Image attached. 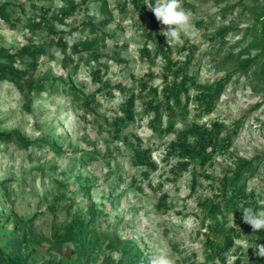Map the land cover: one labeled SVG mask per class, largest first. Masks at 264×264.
<instances>
[{"label": "rangeland", "instance_id": "1", "mask_svg": "<svg viewBox=\"0 0 264 264\" xmlns=\"http://www.w3.org/2000/svg\"><path fill=\"white\" fill-rule=\"evenodd\" d=\"M6 1L25 9L19 7L12 16L14 26L0 23V51L12 53L47 39L46 31L32 32L26 26L29 17L43 13V6L56 13L68 2L0 3ZM240 1L182 0L192 13L191 27L183 31L182 45L169 46L160 34L164 26L146 5L149 0H142L140 8L132 0H74V13L55 21L68 43L66 65L62 48L53 47L36 69L29 68L48 78L46 88H20L0 80V133L13 135L11 141L0 140L1 257H19L20 264H65L67 244L60 232L76 219L93 215L91 224L100 239L88 264H122L137 250L143 253L139 264H151L161 255L173 264H252L257 256L246 245L254 246L257 240L250 225L226 211L219 232L209 217L210 207L220 199L222 180L243 160H253L246 171L244 203L264 210V76L258 66L243 75L237 65L224 62L235 43L241 41L233 48L237 53L251 39L246 32L254 24L250 7L264 0ZM105 17L110 21L102 24ZM90 22L98 28L95 34ZM220 29H229L224 44L222 37H215ZM98 35L103 42L99 40L93 52L71 51L75 39ZM144 47L150 54L142 51ZM257 51L251 50V56ZM191 55L195 84L188 91L184 114L176 111L170 120L163 110L154 128L155 112L148 110L150 88L158 87L155 103L163 100V86L173 80L171 69ZM96 67L100 78L93 72ZM229 72V83L213 111L205 113L198 96ZM63 76L85 94H95L91 114L62 91ZM127 89L138 95L134 119L116 135L110 121L125 116L121 104ZM215 121L223 133L217 150L208 147L211 158L206 164L183 157L175 148L179 131L203 130ZM226 136L231 144L221 148ZM187 141L192 145L196 138ZM137 147L151 149L153 166L133 161ZM186 162L189 166L184 168ZM163 194L168 196L165 205L160 202ZM228 236L233 244L219 255L217 248L228 243Z\"/></svg>", "mask_w": 264, "mask_h": 264}, {"label": "trees", "instance_id": "2", "mask_svg": "<svg viewBox=\"0 0 264 264\" xmlns=\"http://www.w3.org/2000/svg\"><path fill=\"white\" fill-rule=\"evenodd\" d=\"M87 0H83V3ZM244 1L241 0L240 3ZM132 3L136 8L141 7L142 0H132ZM33 6L34 3L32 4ZM23 9V4L18 2L6 1L0 3V23H12V16L16 13L18 8ZM244 7H247L244 5ZM44 12L37 14L33 17L28 18L26 26L32 31L37 32L39 30H44L47 32V39L45 42L32 46L26 45L20 51L17 52H7L0 51V80L12 81L15 85L20 88L23 87H34L38 90H44L46 88L47 77L37 76L29 71V68L34 70L37 68L39 60L41 57L46 56L50 53L51 48L61 47L64 54L62 62L66 65L67 51H69L68 43L63 41V32L57 31L55 27V21L63 22L64 18L72 15L76 9L74 0H68L65 5H62L58 12L50 13L48 7H41ZM251 13L254 15V24L246 28V32L251 35V39L247 42L246 46L238 51H234V47L238 46L241 41L235 43L232 49L224 56V62L226 64L237 65V72H242L243 75L248 74L254 69V67H260L259 73L264 76V3L258 5L253 3L250 7ZM25 10V9H23ZM228 10V9H226ZM154 17V15H152ZM110 21V17H105L102 19V24H107ZM91 31L95 34L98 28L97 26L90 22ZM155 28L158 27L156 23L153 24ZM229 29H220L215 35L222 37V44H224V34L228 32ZM152 37V35H150ZM99 40L103 37L98 35L96 37H86L84 39L77 38L71 46L72 52H93L97 49ZM257 49L258 51L251 56V50ZM143 52L150 54L147 47H144ZM194 52V51H193ZM91 59L95 63H98L97 56H92ZM192 60V55L189 57L185 63L176 68L171 69V73L174 75L172 81H166V84L162 89L163 100L155 103V98L159 96L158 87H151L150 91L152 94V99L150 101V106L148 110L152 109L155 112V117L152 121L154 128L156 127V121L161 120L162 111L164 110L168 118L172 120L179 111L180 114H184L186 104L189 102V89L195 84V79L189 70V65ZM26 64L27 67L20 68V64ZM170 69V67H169ZM77 68L74 69V73ZM94 74L97 78H100V67L94 69ZM256 72V70L254 71ZM73 73V74H74ZM232 72L226 74L225 77L221 78L220 81L215 85V87L208 88L207 90L200 93L198 100L201 104L202 109L205 113L209 114L213 111L216 100L222 94L224 88L229 83ZM62 84V91L75 101L78 108H80L84 113L91 114L93 112L92 102L96 101L95 94H85L82 90L78 89L71 82H67L64 76L59 78ZM142 90L147 88L146 82H142ZM127 97L122 101L121 110L125 113L124 117L117 116L110 121V124L114 126L116 135L128 125L130 120L134 119V107L136 101L138 100V95L127 89L125 91ZM184 97L185 103L183 102ZM187 101V102H186ZM148 108V107H147ZM172 123L168 125L167 130L171 131L173 129ZM221 125L218 122H213L211 127H204L203 130L200 129H187L178 132V144H175L177 150L180 149L183 157L190 159H197L202 165L206 164L211 158V154L207 151L209 146H212L215 150L218 147V140L222 135ZM195 137L196 141L194 144L188 143V138ZM13 135L0 133V140L11 141ZM231 144L230 136H226V141L221 148H229ZM133 161L143 167L153 166L154 163L151 160V149L149 148H139L137 147L136 152L133 157ZM253 164V160H243L241 165L237 170L234 171L233 175L225 176L221 184V196L214 205L209 209V217L213 220L214 226L213 230L221 231V226L226 220L227 212H234L237 216L238 222L243 221L239 216L242 217V212L238 206L242 205L244 207H250L247 203H244L246 198L245 187H246V171L249 170ZM189 163H184L183 167L187 168ZM167 194L162 195L161 204L165 205L167 202ZM227 211V212H226ZM17 219L21 220L17 217ZM93 222V215L89 219H76L71 223L63 232H60V239L67 244V261L65 264H88L91 260L93 251L95 250L97 243H99V234L95 227L91 224ZM253 233V231H252ZM254 238L257 243L264 244V230L260 232H255ZM228 243L224 246H219L217 248V253L222 255V253L229 249L233 244L232 238L230 236L226 237ZM143 256L140 250L135 251L130 254L127 261L122 264H139V260ZM19 257H4L0 256V264H20ZM252 264H264V257H257Z\"/></svg>", "mask_w": 264, "mask_h": 264}, {"label": "clouds", "instance_id": "3", "mask_svg": "<svg viewBox=\"0 0 264 264\" xmlns=\"http://www.w3.org/2000/svg\"><path fill=\"white\" fill-rule=\"evenodd\" d=\"M154 14L156 20L164 26L161 35L166 38L169 46L182 45V33L191 27L192 13L183 7L182 0H149L146 4ZM242 212V220L250 225L253 233L264 230V210H255L252 207L238 206ZM253 249L257 257H264V244L256 243L254 246L246 245ZM151 264H173V261L166 256L154 257Z\"/></svg>", "mask_w": 264, "mask_h": 264}]
</instances>
